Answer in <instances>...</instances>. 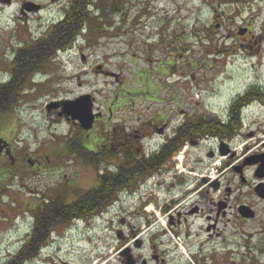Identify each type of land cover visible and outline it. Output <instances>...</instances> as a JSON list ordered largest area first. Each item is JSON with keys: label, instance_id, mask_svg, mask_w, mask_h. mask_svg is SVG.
I'll list each match as a JSON object with an SVG mask.
<instances>
[{"label": "rangeland", "instance_id": "1", "mask_svg": "<svg viewBox=\"0 0 264 264\" xmlns=\"http://www.w3.org/2000/svg\"><path fill=\"white\" fill-rule=\"evenodd\" d=\"M26 1L32 0H13L11 5L0 2V80L10 78L7 64L15 53L43 37L64 17L69 4V0L55 3L33 0L45 3L47 8L26 17L21 13ZM97 3L104 10L97 13L99 16L104 13L103 36L92 39L90 44L80 38L74 47L50 62L48 69L37 75L36 82L31 78L23 86L12 111L0 115V133L32 155L50 151L51 146L63 144L77 131L78 127L57 121L55 113L47 110L55 100L94 93L101 113L108 116L112 108L113 124L126 122L128 127L136 128L140 116L148 119L163 110L174 116L175 125L180 123L182 113L192 119L210 118L252 85L264 87V43L260 58H246L240 46L243 34L239 35L241 27L251 22L253 35L264 39V0H97ZM243 118L239 148L256 139L264 145V107L253 105ZM102 123L103 118L91 130L79 131L73 141L80 134L87 143V133L92 140L95 130L103 129ZM250 133L254 135L248 139ZM191 154L194 157L200 153L192 150ZM72 156L70 153L64 160L66 167L61 168L60 182H64V172L75 174L71 164L68 165ZM88 160L87 154L84 161ZM84 168L80 163L76 168L80 172L79 185L91 190L97 183L98 170ZM53 178L52 173L32 170L28 175L14 174L6 182L9 187L2 194L5 201L0 212L6 210L9 220L0 226V263L4 254L17 252L27 240L33 230L29 211L44 205V189ZM138 210V197L127 198L106 207L96 217L56 226L52 244L44 251L48 254L45 262L35 260L33 264H120L115 261L122 242L118 231L123 224L145 226V217H139ZM162 223L155 230L159 233L158 244L166 250L168 229ZM255 230L239 229L240 253L234 264L251 262L242 256L246 251L243 244L259 241ZM144 237L151 242L150 232ZM105 254L106 260H110L101 263L98 258ZM183 256L181 250L175 254L181 264ZM262 259L259 264H264V256Z\"/></svg>", "mask_w": 264, "mask_h": 264}, {"label": "flooded vegetation", "instance_id": "2", "mask_svg": "<svg viewBox=\"0 0 264 264\" xmlns=\"http://www.w3.org/2000/svg\"><path fill=\"white\" fill-rule=\"evenodd\" d=\"M37 3L41 5V10L37 13L27 12L26 17L45 11L47 5ZM251 26L252 23L247 22L241 27L246 31L242 35L244 42L240 40V46L244 49L242 54L246 58H260L264 39L261 35H253ZM7 65L6 72H10L12 61ZM5 81L0 80V84H5ZM251 93L258 97L251 99ZM92 95L95 98V112L103 118V129H96L92 140L87 133L89 141L82 147L83 152L88 154L87 162L78 151L72 153L67 146L70 139L73 141L77 138L79 131L85 132L77 121L61 115L62 108L59 106L47 110L55 113L57 121L69 122L78 128L70 139L63 144L56 143L48 152L32 155L0 133V206L5 201L2 194L9 187L6 182L14 174L28 175L32 174V170L42 174L52 173L55 178L44 189V205L60 196L75 201L81 190L85 194L98 190L101 185L106 187L102 199L112 191L118 201L138 197L137 214L145 217V226H121L118 235L122 242L115 260L120 264H181L175 258L179 250L184 255L183 264H234L237 261L235 257L240 253L239 229H256L254 233L259 240L255 244H243L246 251L242 256L251 260H246L245 264L263 261L264 145L261 146V140L256 139L245 142L239 148L242 134L231 137L203 134L201 128L202 122L213 120L211 117L221 125L229 124L238 117V108L252 107L255 102L264 107V87L252 85L210 118L201 116L192 119L191 115L182 113L180 123L175 125L174 116L168 110H163L148 119L140 116L136 128L128 127L126 122L113 124L112 108L108 116L104 115L96 106L94 93ZM101 117L97 116L95 123ZM253 135L250 133L247 138ZM177 146L178 151L172 152ZM192 150L200 154L193 157ZM198 150H203V153ZM70 153L73 161H69L68 165L71 164L75 174L64 172V182H60L61 171L66 167L64 160ZM79 163L83 164L84 169L98 170L97 183L91 190L79 185L80 172L76 169ZM55 179L56 184H53ZM162 197L165 199L163 203ZM37 209L31 208L29 212L34 215ZM5 212L1 209L0 226L9 220ZM162 221L164 228L168 229L166 250H162L158 244L159 233L155 230ZM148 232L151 242L144 237ZM4 255L0 264H10L15 253ZM47 255L44 252L40 260L45 262ZM106 256L102 255L98 260L103 263ZM109 260L107 258L105 262ZM34 261L24 264H33Z\"/></svg>", "mask_w": 264, "mask_h": 264}, {"label": "trees", "instance_id": "3", "mask_svg": "<svg viewBox=\"0 0 264 264\" xmlns=\"http://www.w3.org/2000/svg\"><path fill=\"white\" fill-rule=\"evenodd\" d=\"M103 6L97 0H70L65 15L61 21L55 24L43 37L33 41L23 49H19L12 60L10 66L11 81L0 85V115L12 111L20 100V92L26 83L37 72L48 69L50 62L59 50L71 47L79 36L84 34V38L89 42L103 36L105 24L103 22L104 13L99 16ZM94 8V9H92ZM98 10H97V9ZM102 11H104L102 9ZM97 14V15H95ZM251 99L257 98L255 93L250 94ZM240 106V102H238ZM239 112V108H238ZM236 117L233 122L221 125L216 120H206L202 122L203 134H219L221 136H234L242 129L241 118ZM177 138L174 139L176 142ZM71 152L78 151L86 160L87 153L83 152L85 145L82 136L78 135V140L67 143ZM179 147H174L172 152H177ZM105 185H101L98 190L88 191L85 194L79 192L77 200L69 201L66 196H60L44 206H40L34 214L33 230L28 240L16 253L10 264H24L39 255L45 244L48 243L54 228L58 225H69L77 219L93 217L106 206L115 200L114 191L102 199Z\"/></svg>", "mask_w": 264, "mask_h": 264}, {"label": "water", "instance_id": "4", "mask_svg": "<svg viewBox=\"0 0 264 264\" xmlns=\"http://www.w3.org/2000/svg\"><path fill=\"white\" fill-rule=\"evenodd\" d=\"M11 1L12 0H1V2L6 4H11ZM40 8V5H36L33 2H27L23 5L22 11L23 13H25L26 11L37 12L38 10H40ZM239 33L244 34L245 31L241 30ZM58 106L62 107L61 115L65 114L68 118L70 117L73 120H78L80 125L85 130H90L93 127L96 115L93 112L94 103L93 97L90 93L83 94L73 100H65L61 104H50L49 109L56 108Z\"/></svg>", "mask_w": 264, "mask_h": 264}]
</instances>
